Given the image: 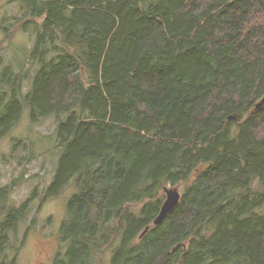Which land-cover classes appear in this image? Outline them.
Listing matches in <instances>:
<instances>
[{"label": "trees", "instance_id": "trees-1", "mask_svg": "<svg viewBox=\"0 0 264 264\" xmlns=\"http://www.w3.org/2000/svg\"><path fill=\"white\" fill-rule=\"evenodd\" d=\"M11 2L4 33L33 46L0 72V140L24 108L56 117L40 205L75 178L52 264H264V0ZM167 185L180 202L153 226ZM8 194L0 264H18L29 228L11 235L39 195Z\"/></svg>", "mask_w": 264, "mask_h": 264}, {"label": "rangeland", "instance_id": "rangeland-1", "mask_svg": "<svg viewBox=\"0 0 264 264\" xmlns=\"http://www.w3.org/2000/svg\"><path fill=\"white\" fill-rule=\"evenodd\" d=\"M18 15L19 6L16 3L0 0V72L9 66L19 72L23 55H28L33 46V38L28 33L17 31L10 39L4 33V29L11 26ZM25 69L23 86L24 92H27L36 66L28 63ZM56 127L57 118L53 116L33 124L29 110L24 108L20 121L0 140V189H9V204H23L34 190L39 195L31 204L26 220L11 235V241H19L29 228L18 255V264H52L66 250L59 239V229L66 219L67 204L76 191L75 178L57 197L40 205V198L53 179L60 157ZM175 188L182 191L181 186Z\"/></svg>", "mask_w": 264, "mask_h": 264}, {"label": "water", "instance_id": "water-1", "mask_svg": "<svg viewBox=\"0 0 264 264\" xmlns=\"http://www.w3.org/2000/svg\"><path fill=\"white\" fill-rule=\"evenodd\" d=\"M264 103V95L256 104V107H260ZM163 193L165 196L164 201L162 202L159 212L155 219L153 220L152 225L158 226L160 225L167 217V215L178 205L181 199V194L175 187H164ZM149 226L144 229L141 233L140 237H143L148 231ZM185 248V245H182Z\"/></svg>", "mask_w": 264, "mask_h": 264}]
</instances>
